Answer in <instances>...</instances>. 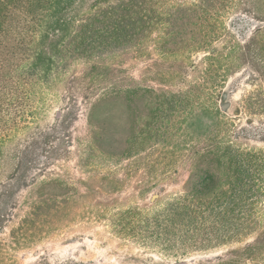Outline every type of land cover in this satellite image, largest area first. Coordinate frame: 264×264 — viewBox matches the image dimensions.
Instances as JSON below:
<instances>
[{"label": "trees", "instance_id": "obj_1", "mask_svg": "<svg viewBox=\"0 0 264 264\" xmlns=\"http://www.w3.org/2000/svg\"><path fill=\"white\" fill-rule=\"evenodd\" d=\"M235 13L264 22V0H0V162L3 139L25 114L32 93L65 82L57 90L70 99L81 95L86 100L89 126L80 154L84 164L89 166L92 157L106 152L97 112L122 102L134 115L128 137L132 147L139 134L145 140L161 138L167 144V165L179 153L190 166L183 193L151 210L135 205L112 213L111 204L98 202L101 197L95 192L72 188L59 177L31 178L34 187L23 200L16 199V189L27 178L18 165L6 181L0 179V233L19 216L15 209L25 214L7 237H0L2 251L77 219L103 218L121 237L148 234L149 242L167 252L166 258L172 252L226 243L242 229L250 230L253 222L259 231L253 242L196 264H264V149H245L224 137L213 142L209 133L195 141L183 127L198 107L221 113L212 85L226 71L248 64L264 83V23L245 44L238 43L226 24ZM194 51H204L201 62L192 61ZM130 55H157V60L168 62L160 88L120 86L119 79L112 87L103 85L106 78L101 77H114L119 71L107 65L99 75L104 60L122 62ZM81 61L86 63L82 74L74 73L66 81L72 65ZM190 73L198 78L191 80ZM73 112L71 103L42 138L70 137ZM228 149L235 162L225 159ZM62 151L60 155L68 154ZM55 152L53 148L47 157ZM128 264L174 263L133 256ZM175 264L181 262L176 259Z\"/></svg>", "mask_w": 264, "mask_h": 264}, {"label": "rangeland", "instance_id": "obj_2", "mask_svg": "<svg viewBox=\"0 0 264 264\" xmlns=\"http://www.w3.org/2000/svg\"><path fill=\"white\" fill-rule=\"evenodd\" d=\"M263 23L244 13H235L226 18L234 39L241 44H245L251 33ZM204 55V51H194L192 61L199 63ZM156 58L157 55L153 58L130 55L119 62L108 57L102 63L99 75L105 73L107 65H115L119 71L114 77L106 74L101 77L106 78L103 85L112 87L119 79L120 86L134 84L160 88L163 84L162 72L168 62ZM85 67L86 63L82 61L72 65V73L67 74L66 81L74 73L82 74ZM188 76L191 80L198 78L192 73ZM216 78L212 92L221 113L218 115L211 109L198 107V111L183 123L184 129L195 141L209 133L213 142L224 137L245 149H264V83L261 78L248 64H242ZM64 83L60 82L56 89L43 88L32 93L25 114L18 113L19 116L24 114L23 117L3 139L0 179L6 181L18 165L27 175L26 181L16 189V199L23 200V196L34 187L31 184L33 177L38 181L59 177L72 188L91 190L97 194V198L101 197L98 202L105 206L111 204L112 213L114 209H127L135 205L143 210H151L154 206L163 205L166 199L183 193L189 177V159L180 157L178 153L168 159L171 163L167 165V144L161 138L145 140L144 134H139L140 138L132 147L128 137L133 134L134 115L122 102L113 103L97 112L98 122L104 128L102 148L106 152L92 157L89 166L87 161L84 164L83 154H80L85 147L89 126L84 104L86 100L81 95L70 99L64 91L57 90L63 89ZM71 103L74 109L68 124L71 136L61 140L57 136L48 141L42 138L41 134L51 131L60 120V113ZM222 121L226 124H222ZM190 139L188 142L191 144L193 141ZM53 148L57 152L51 158L47 157ZM64 149L68 154L60 155ZM225 154L226 160L235 162L230 149ZM233 165L229 167L234 169ZM15 213L19 216L15 217L14 222L7 223L0 237H7L11 228L25 214L18 209H15ZM250 227V230L242 229L241 234L230 237L226 243L212 244L198 250L194 248L188 252H172L173 255L169 253L165 258L167 252H163L154 242H149L150 236L146 233L138 237H121L112 229L108 219H77L59 230L40 237L33 236L16 249H0V264H128L133 256L157 262L165 259L175 264L178 259L181 264H196L207 259L215 261L230 250L253 242L259 231L253 222Z\"/></svg>", "mask_w": 264, "mask_h": 264}]
</instances>
